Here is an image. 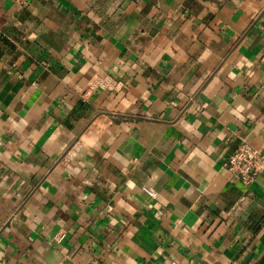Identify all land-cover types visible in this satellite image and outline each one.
<instances>
[{
  "label": "clouds",
  "instance_id": "1",
  "mask_svg": "<svg viewBox=\"0 0 264 264\" xmlns=\"http://www.w3.org/2000/svg\"><path fill=\"white\" fill-rule=\"evenodd\" d=\"M0 264H264V0H0Z\"/></svg>",
  "mask_w": 264,
  "mask_h": 264
},
{
  "label": "crops",
  "instance_id": "2",
  "mask_svg": "<svg viewBox=\"0 0 264 264\" xmlns=\"http://www.w3.org/2000/svg\"><path fill=\"white\" fill-rule=\"evenodd\" d=\"M5 31H7V29H5ZM259 115V114H258Z\"/></svg>",
  "mask_w": 264,
  "mask_h": 264
}]
</instances>
